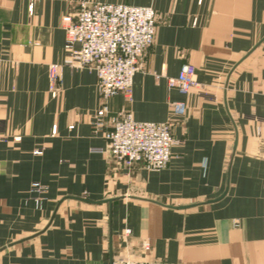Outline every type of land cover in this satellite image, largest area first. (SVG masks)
Wrapping results in <instances>:
<instances>
[{"label":"crops","instance_id":"obj_1","mask_svg":"<svg viewBox=\"0 0 264 264\" xmlns=\"http://www.w3.org/2000/svg\"><path fill=\"white\" fill-rule=\"evenodd\" d=\"M82 1L156 11L132 95L113 98L110 116L173 124L163 171L94 152L106 146L92 126L94 70L63 67L50 91L49 67L65 60L63 19ZM29 6L0 0V264H264V0ZM187 65L197 86L183 95L168 79Z\"/></svg>","mask_w":264,"mask_h":264},{"label":"built area","instance_id":"obj_2","mask_svg":"<svg viewBox=\"0 0 264 264\" xmlns=\"http://www.w3.org/2000/svg\"><path fill=\"white\" fill-rule=\"evenodd\" d=\"M29 10L33 14L34 0H30ZM63 28L66 34L64 65L49 67L50 91L55 95L63 67L96 72L101 106L93 117L92 126L96 133H103L106 146L94 152L110 156L127 168L142 164L151 172L167 169L176 144L172 123L138 122L129 112L110 116L113 98L132 95L144 55L155 42L156 11L148 6L82 1L75 15L63 19ZM168 86L183 95L189 93L197 86L196 69L184 66L178 78L168 79ZM173 111L177 116L184 115V104L174 103ZM43 189L40 183L32 185L33 192ZM37 205H40L38 201ZM143 248L150 251V243H144ZM112 264L171 263L114 259Z\"/></svg>","mask_w":264,"mask_h":264},{"label":"water","instance_id":"obj_3","mask_svg":"<svg viewBox=\"0 0 264 264\" xmlns=\"http://www.w3.org/2000/svg\"><path fill=\"white\" fill-rule=\"evenodd\" d=\"M227 192H228V187L226 188V192L224 193V195L221 198H219L218 200H215V201H209V203H214V202L220 201L221 199H223L226 196ZM155 202L160 204V205H163V201L160 198L156 199ZM184 208H186V207H180L179 209H184Z\"/></svg>","mask_w":264,"mask_h":264},{"label":"rangeland","instance_id":"obj_4","mask_svg":"<svg viewBox=\"0 0 264 264\" xmlns=\"http://www.w3.org/2000/svg\"><path fill=\"white\" fill-rule=\"evenodd\" d=\"M4 258H5V256H2V260H5Z\"/></svg>","mask_w":264,"mask_h":264}]
</instances>
